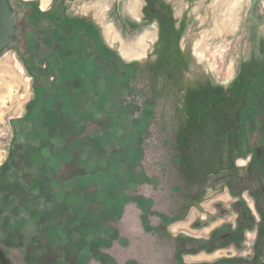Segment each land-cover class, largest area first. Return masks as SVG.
Returning <instances> with one entry per match:
<instances>
[{
    "label": "rangeland",
    "instance_id": "374dc122",
    "mask_svg": "<svg viewBox=\"0 0 264 264\" xmlns=\"http://www.w3.org/2000/svg\"><path fill=\"white\" fill-rule=\"evenodd\" d=\"M10 1L0 264H264V0Z\"/></svg>",
    "mask_w": 264,
    "mask_h": 264
},
{
    "label": "water",
    "instance_id": "95a60500",
    "mask_svg": "<svg viewBox=\"0 0 264 264\" xmlns=\"http://www.w3.org/2000/svg\"><path fill=\"white\" fill-rule=\"evenodd\" d=\"M255 2L256 0H253V4ZM14 14L9 0H0V53L11 45L13 37L18 33Z\"/></svg>",
    "mask_w": 264,
    "mask_h": 264
},
{
    "label": "flooded vegetation",
    "instance_id": "af4514ba",
    "mask_svg": "<svg viewBox=\"0 0 264 264\" xmlns=\"http://www.w3.org/2000/svg\"><path fill=\"white\" fill-rule=\"evenodd\" d=\"M65 0H52L51 2V5H50V7H49V9L48 10H42L39 6H38V9L37 10H39L38 11V14L40 15V16H42V18H44V19H49V20H53L54 22H56L57 23V25H58V23H60L62 26L63 25H66V24H69V23H67L66 21L64 22V20H66V18H65V13L63 12H60L59 11V9H63V7H64V5H63V2H64ZM70 1H73V0H70ZM9 4H10V6H11V8L12 9H14V11H15V8H14V6L12 5V2L9 0ZM34 13H35V11L34 12H30L29 13V15L30 16H34ZM38 14H36V15H38ZM14 18H15V21H16V25H17V27H18V33H17V35L15 36V37H13V40H12V43H11V45L12 44H14V42L15 41H17L18 39H21L20 38V28H21V26L19 25V23H18V20H17V13H16V11H15V14H14ZM50 26H51V24H50ZM23 39V38H22ZM9 47V46H8ZM6 49V48H5ZM4 49V50H5ZM3 50V51H4Z\"/></svg>",
    "mask_w": 264,
    "mask_h": 264
}]
</instances>
